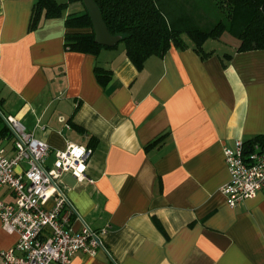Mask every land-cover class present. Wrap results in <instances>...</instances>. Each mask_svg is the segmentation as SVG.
Segmentation results:
<instances>
[{
  "label": "crops",
  "instance_id": "1",
  "mask_svg": "<svg viewBox=\"0 0 264 264\" xmlns=\"http://www.w3.org/2000/svg\"><path fill=\"white\" fill-rule=\"evenodd\" d=\"M34 5L0 0V146L12 154L3 116H15L51 146L47 166L69 144L92 148L94 182L67 174L63 188L74 228L107 233L71 264H264V191L235 208L221 192L224 148L264 137V50L238 52L225 32L219 51L205 44L206 59L188 42L139 70L125 46L67 49L66 18L31 30ZM97 64L112 72L106 86ZM0 198L13 202L7 189ZM18 239L0 220V264Z\"/></svg>",
  "mask_w": 264,
  "mask_h": 264
},
{
  "label": "built area",
  "instance_id": "2",
  "mask_svg": "<svg viewBox=\"0 0 264 264\" xmlns=\"http://www.w3.org/2000/svg\"><path fill=\"white\" fill-rule=\"evenodd\" d=\"M3 119L15 142L12 154L0 146V191L7 189L13 197V202L0 198V220L6 232L19 236L14 247L1 252L3 264H71L79 252L94 256L104 248L102 236L107 229L94 231L83 223L76 230L75 209L63 188L67 174L79 182H94L86 175L92 148L69 144L65 151H54L55 161L47 166L51 146L17 117ZM224 156L230 180L221 192L235 208L264 191V137L226 146Z\"/></svg>",
  "mask_w": 264,
  "mask_h": 264
},
{
  "label": "trees",
  "instance_id": "3",
  "mask_svg": "<svg viewBox=\"0 0 264 264\" xmlns=\"http://www.w3.org/2000/svg\"><path fill=\"white\" fill-rule=\"evenodd\" d=\"M99 7L104 23L113 36L121 37L127 57L142 70L151 57L163 58L172 49L189 47L187 36L194 49L206 59L204 44L209 39H220L227 32L240 40L238 52L264 50V0H205L214 6L213 13H221L224 19L213 28L205 30L195 18L196 12L180 0H94ZM83 5V12H66L72 4ZM192 5L193 7H196ZM66 18L69 32L65 36V47L70 51L98 56L103 49H113L96 42L93 22L84 0H35L31 30L39 28L45 19ZM229 57V56H228ZM98 82L106 86L112 72L95 67ZM91 138L89 145L94 143Z\"/></svg>",
  "mask_w": 264,
  "mask_h": 264
},
{
  "label": "rangeland",
  "instance_id": "4",
  "mask_svg": "<svg viewBox=\"0 0 264 264\" xmlns=\"http://www.w3.org/2000/svg\"><path fill=\"white\" fill-rule=\"evenodd\" d=\"M61 3H66L68 2V0H58ZM180 1H184L186 7L190 8L191 10L195 11L196 14L194 15L197 22L202 26L203 29L205 30H209L211 28H213V26L220 20L224 19V15L223 14H219V13H213L214 11V6L211 3H206L205 0H180ZM196 5V7L191 6L192 5ZM76 7H79L76 5L72 6V9L75 10ZM82 9H84L83 5L81 4ZM186 42H192L191 39L187 36L186 38ZM210 41V42H209ZM193 43V42H192ZM208 44V47H210V50H212L213 48L215 50H220L222 48H224V46H221V41L218 39H209L205 42V44ZM205 44H204V48H205ZM118 45L124 46V43H119ZM189 45V43H188ZM220 47V49H219ZM213 49V50H214ZM1 116V115H0Z\"/></svg>",
  "mask_w": 264,
  "mask_h": 264
},
{
  "label": "water",
  "instance_id": "5",
  "mask_svg": "<svg viewBox=\"0 0 264 264\" xmlns=\"http://www.w3.org/2000/svg\"><path fill=\"white\" fill-rule=\"evenodd\" d=\"M84 4L88 9L93 22L94 31L96 34V42L106 47H114L118 45L121 41V37L111 35L103 21L100 9L94 0H84Z\"/></svg>",
  "mask_w": 264,
  "mask_h": 264
}]
</instances>
